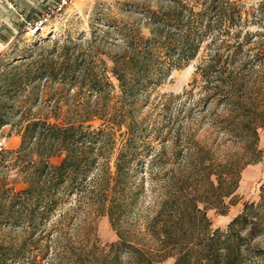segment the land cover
<instances>
[{
  "label": "trees",
  "instance_id": "trees-1",
  "mask_svg": "<svg viewBox=\"0 0 264 264\" xmlns=\"http://www.w3.org/2000/svg\"><path fill=\"white\" fill-rule=\"evenodd\" d=\"M252 16L264 20V5ZM252 16L232 0H149L122 20L113 11L99 13L91 40L40 42L0 67V138L7 127L21 137L17 151L0 146V212L7 221L20 220L13 214L19 203L26 211L21 219L37 229L78 197L118 229L114 264L124 261L122 245L129 250L124 264H163L171 258L174 264H257L252 255L264 253L252 242L263 231L264 216L255 204L246 205L227 233L214 230L208 218L210 209L227 213V201L235 204L240 173L262 158L254 120H264V99L254 103L256 92L245 90ZM201 53L197 74L209 97L233 108L250 160L241 168L213 169L203 153L196 157L190 151L189 164L210 190L200 196L186 177L170 185L174 192L151 224L158 247L151 250L119 230L122 215L132 208L130 196L142 191L131 184L133 162L142 145L150 147L142 140L146 130L139 113L170 74ZM58 157L63 160L54 165ZM19 180L26 186L21 191L16 190Z\"/></svg>",
  "mask_w": 264,
  "mask_h": 264
},
{
  "label": "rangeland",
  "instance_id": "rangeland-1",
  "mask_svg": "<svg viewBox=\"0 0 264 264\" xmlns=\"http://www.w3.org/2000/svg\"><path fill=\"white\" fill-rule=\"evenodd\" d=\"M149 0H76L75 4L61 14H51L49 21L42 26L33 25L20 36L4 54L0 56V67L21 55L27 48L38 43L65 42L70 38L91 40L98 22V14L113 11L122 20L131 12L137 13ZM244 6L252 15H260L264 0H232ZM47 5L43 8L41 19L50 12ZM40 19V20H41ZM39 20V21H40ZM96 28V27H95ZM252 40L246 48L244 60L250 61L247 69L245 90L256 92L254 103L264 99V20L251 17L248 26ZM41 29L38 34L32 31ZM260 54V55H259ZM259 57L260 60H256ZM204 53L187 67L175 70L151 94L150 101L141 106L139 119L143 122V139L150 146L140 148L138 160L133 162V188L142 191L130 196L132 208L123 214L119 230L127 240H140L151 250L158 249L152 239L151 224L164 201L170 196V185L186 177L198 186L200 196L210 188L202 183L189 164V152L196 157L203 153L207 163L213 169L221 166L241 168L250 160L249 145L244 130L238 126L239 119L233 108L221 101L220 97H209L206 84L197 74ZM256 60V61H255ZM250 120L247 119V122ZM258 127L259 149L262 158L250 164L240 173V187L234 199L228 202V211L222 214L216 209L208 211V218L214 230L227 233L229 224L239 217L249 203L257 206V212L264 216V120H254ZM101 123L97 122L96 126ZM233 130V131H231ZM237 132H235V131ZM242 130V131H241ZM178 134L181 142L177 141ZM122 139L118 138L121 143ZM21 137L11 127L4 129L0 146L6 150L17 151ZM118 149L113 154L111 171L115 173ZM63 157L54 158L52 163L59 165ZM197 162V161H195ZM196 176V177H194ZM14 176L10 177L13 182ZM135 182V183H134ZM16 186L21 191L26 186L19 180ZM13 186L12 184L10 187ZM219 191V190H218ZM206 199H209L206 196ZM15 214L18 222L7 221V214L0 212V264H114V255L118 248L112 245L120 241L109 216H99L88 204L81 205L78 197L63 204L43 225L35 229L21 219L26 212L16 203ZM204 208L203 205H201ZM262 233L252 242L258 253H264V226ZM129 242V241H128ZM120 243V242H119ZM130 243V242H129ZM132 243V242H131ZM118 244V243H117ZM128 246V245H127ZM120 253L124 264L128 260V249L122 245ZM251 262L264 264V255H252ZM168 259L163 264H174Z\"/></svg>",
  "mask_w": 264,
  "mask_h": 264
},
{
  "label": "crops",
  "instance_id": "crops-1",
  "mask_svg": "<svg viewBox=\"0 0 264 264\" xmlns=\"http://www.w3.org/2000/svg\"><path fill=\"white\" fill-rule=\"evenodd\" d=\"M15 10L0 8V56L42 17L43 0H13Z\"/></svg>",
  "mask_w": 264,
  "mask_h": 264
},
{
  "label": "built area",
  "instance_id": "built-area-1",
  "mask_svg": "<svg viewBox=\"0 0 264 264\" xmlns=\"http://www.w3.org/2000/svg\"><path fill=\"white\" fill-rule=\"evenodd\" d=\"M43 2L49 7L48 12L50 13L46 14L43 19L34 24L35 26H42L47 23L51 14L63 13L65 10L73 6L76 0H43ZM2 7H8L10 10L16 9L13 0H0V8Z\"/></svg>",
  "mask_w": 264,
  "mask_h": 264
},
{
  "label": "bare ground",
  "instance_id": "bare-ground-1",
  "mask_svg": "<svg viewBox=\"0 0 264 264\" xmlns=\"http://www.w3.org/2000/svg\"><path fill=\"white\" fill-rule=\"evenodd\" d=\"M40 31H41V29H36V30H33L32 33L33 34H38Z\"/></svg>",
  "mask_w": 264,
  "mask_h": 264
}]
</instances>
